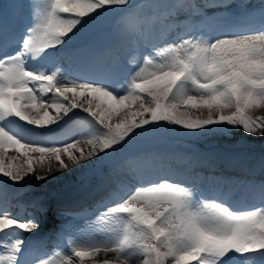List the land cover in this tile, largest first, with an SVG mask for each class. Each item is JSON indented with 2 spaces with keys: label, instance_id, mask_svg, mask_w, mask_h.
Listing matches in <instances>:
<instances>
[{
  "label": "snow or ice",
  "instance_id": "1",
  "mask_svg": "<svg viewBox=\"0 0 264 264\" xmlns=\"http://www.w3.org/2000/svg\"><path fill=\"white\" fill-rule=\"evenodd\" d=\"M114 8L126 13L119 28L121 37H134L145 48H157L151 30L159 17L140 16L130 0H50L41 20L18 36L10 31L7 16L0 22V176L12 183L29 178L42 182L98 161L106 173L113 157L161 131L182 129L200 136L242 128L246 134L264 136V117L248 115L264 107V13L255 31L226 29L209 37L199 32L178 34L180 43L165 40L157 25L155 39L163 42L159 50L165 54L158 61L149 55L143 67L129 68V74L134 72L129 79L121 75L118 65L100 63L87 45L61 51L66 40L88 35ZM13 44L17 50L9 53ZM30 62L35 67H29ZM73 67L78 70H70ZM94 69L99 74L86 79L68 75ZM77 109L103 131L86 141L45 145L29 143L5 126L18 120L32 128H48L71 119ZM191 111L207 115L193 118ZM115 118L118 122L114 123ZM84 142L87 151L78 147ZM9 151L23 157L24 163L15 164L18 157H9ZM152 158L136 151L126 162L132 165ZM197 191L194 184L169 179L136 188L106 212L115 221H124L122 236L90 247H73L72 255L81 264L85 257L95 258L101 252L113 257L95 264H135L133 256L142 258L141 264H232L237 256L244 258L241 264H264V205L233 210L223 203L209 204L203 193L196 199ZM258 191L264 200V183ZM16 229L37 234L39 219L22 222L7 213L0 215V233L11 236ZM6 247L0 264H45L43 259H29L31 249L23 236ZM61 264H73V260L65 256Z\"/></svg>",
  "mask_w": 264,
  "mask_h": 264
},
{
  "label": "bare ground",
  "instance_id": "2",
  "mask_svg": "<svg viewBox=\"0 0 264 264\" xmlns=\"http://www.w3.org/2000/svg\"><path fill=\"white\" fill-rule=\"evenodd\" d=\"M240 13H242V11H240L239 13H236V14H240ZM48 110H49L50 115H52V116H55V115H56V113H55V111H54L53 109L49 108ZM136 110H137V108H136L134 111H136ZM26 111L30 112V110H26ZM191 112H193V111H191ZM259 112H260L261 114H264V107L259 108ZM252 113H255V112H252ZM33 115H35V114L33 113ZM194 117H195V116H194ZM78 147H83V148L85 149V151H87L89 146L87 145L86 142H84V143L78 145ZM15 154H17V153H15L14 151H9V152H8V156H9V157L16 156ZM77 154H78V153H77ZM17 157H18L17 160L14 162L15 164H22V163H24V159H23V157H19V156H17ZM63 159L65 160V162H67V157H66V156H64ZM53 164L55 165V161H53ZM35 166H36V168H37V171H40V166H39V164L37 163ZM81 167H83V166H81ZM81 167H79V168H75V169H72V170L68 171L67 173H69V172H71V171H75V172H77V171H81V169H80ZM46 169H47V159L45 160V165H44L45 173H46ZM54 170H55V169H54ZM58 174H61V173H57V174H55V175H58ZM53 177H54V175L51 176V177H49L48 179L53 178ZM59 177H60V176H59ZM3 178H4V177H3ZM64 178H65V177H64ZM1 179H2V176H0V181H1ZM4 179H6L7 181L11 182V181L8 180L7 178H4ZM31 179L34 180V178H29V179H27V181H29V180H31ZM54 180H55V179H54ZM2 181H3V180H2ZM34 181H35V180H34ZM20 183H21V184H24V187H25V185H26V182H25V181H21ZM35 183H36V184H41L40 182H36V181H35ZM14 187L16 188L17 186H14ZM243 189L245 190V185H244ZM222 194H223V196H222V200H227V196H226V194H227V190L222 191ZM20 232H21V234H25V232H23L22 230H20ZM73 258L75 259V257H73ZM105 258H109V259H110V258H112V257H110V256H108V255H104V254H100V253H99L95 258H89V257H88V259L86 260V262H85L84 264H95V261H96V260H102V259H105ZM75 260H76V259H75ZM76 261H77V260H76ZM77 262H78V261H77ZM134 262H135V264H141L139 258L134 259Z\"/></svg>",
  "mask_w": 264,
  "mask_h": 264
},
{
  "label": "rangeland",
  "instance_id": "3",
  "mask_svg": "<svg viewBox=\"0 0 264 264\" xmlns=\"http://www.w3.org/2000/svg\"><path fill=\"white\" fill-rule=\"evenodd\" d=\"M135 109L136 108H132V111H134ZM250 111L255 112V113H260L259 112V109H253V110H250ZM190 114L192 115L193 118H196V117L203 118L204 116H206V115L201 114L198 111L190 112ZM257 135L258 134H255L256 137H257ZM212 137L215 138V136H212ZM247 138H249L248 139L249 141H252V142L254 141V143H258L260 141V140H257L256 138L253 139L252 138V135H249V134H247ZM260 138L262 140V139H264V136H261ZM260 138H258V139H260ZM201 143L202 142L199 141V142H196L195 144H196V146H200ZM68 175L69 174L67 172L66 173H61V174H58V175H54V178H52L53 180L51 182L53 183L54 182V179L55 180L64 179V177H67ZM111 219H112V217L107 218L105 224L106 223H110L111 222ZM125 226H126L125 223H123L120 227H117L116 229L113 230L116 234H114V233L113 234H107L105 237H100V238L96 239V242H98V243H102V242L103 243H107V242H110L112 240H115V239L119 238L120 236H122L123 229H124Z\"/></svg>",
  "mask_w": 264,
  "mask_h": 264
}]
</instances>
